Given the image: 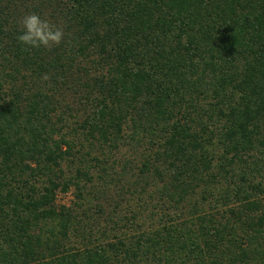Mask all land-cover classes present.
Returning <instances> with one entry per match:
<instances>
[{
    "label": "trees",
    "instance_id": "1",
    "mask_svg": "<svg viewBox=\"0 0 264 264\" xmlns=\"http://www.w3.org/2000/svg\"><path fill=\"white\" fill-rule=\"evenodd\" d=\"M0 264H264V0H0Z\"/></svg>",
    "mask_w": 264,
    "mask_h": 264
},
{
    "label": "clouds",
    "instance_id": "2",
    "mask_svg": "<svg viewBox=\"0 0 264 264\" xmlns=\"http://www.w3.org/2000/svg\"><path fill=\"white\" fill-rule=\"evenodd\" d=\"M23 33L17 37L18 41L28 49H51L59 47L64 42V29L50 20L43 19L39 14L29 13L21 17Z\"/></svg>",
    "mask_w": 264,
    "mask_h": 264
},
{
    "label": "rangeland",
    "instance_id": "3",
    "mask_svg": "<svg viewBox=\"0 0 264 264\" xmlns=\"http://www.w3.org/2000/svg\"><path fill=\"white\" fill-rule=\"evenodd\" d=\"M134 151H132V149H123V153H122V155H124V158L126 159V160H130L131 158H134V160L136 159V163H138V157L139 156H136L134 153H133ZM119 186V185H118ZM118 186H115V187H113V186H110V188H108L109 189V192H108V194H109V197L111 198V197H115V198H118V192L120 191L119 190V188H118ZM152 190V188L151 187H149V191H151ZM75 191H76V189L74 188V187H72L67 193H65V194H61V193H59L58 194V203H60V204H71L73 201H74V199H75V197H74V193H75ZM125 198H126V200H127V202L129 203V206H126V207H123L122 206V210H125L127 213H128V211L126 210V208H136L137 207V200H136V197H135V195H131V194H126L125 195ZM147 198V197H146ZM148 199V198H147ZM150 199V198H149ZM156 201L155 200H152V202H151V200H149V203H148V206H152V204H156L155 203ZM138 206H139V203H138ZM140 207V206H139ZM153 208V207H152ZM120 215H122L121 213H120Z\"/></svg>",
    "mask_w": 264,
    "mask_h": 264
}]
</instances>
